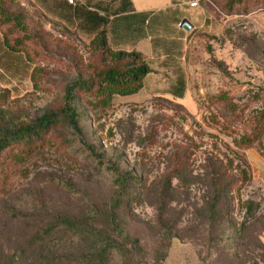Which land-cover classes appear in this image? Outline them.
Instances as JSON below:
<instances>
[{
    "label": "rangeland",
    "instance_id": "374dc122",
    "mask_svg": "<svg viewBox=\"0 0 264 264\" xmlns=\"http://www.w3.org/2000/svg\"><path fill=\"white\" fill-rule=\"evenodd\" d=\"M14 1L30 15L31 27L44 31L42 43L30 47L35 62L8 51L0 35V111L8 121L23 122L62 105L67 84L91 75L100 56L92 41L51 24L28 0ZM200 7L211 20L194 37L186 60L187 97L145 92L115 96L110 109H94L86 94L78 93L89 146L60 127L17 175L8 171V161L1 165L0 264L93 255L92 245L64 235L28 247L45 227L72 215L94 218L96 227L119 242L122 252L109 264H264V131L250 148L237 143L256 127L264 129V6L233 16L210 0ZM222 94L228 105L215 100ZM176 156H187L189 169L182 182H174L173 197L163 200ZM217 162L237 178L246 171L251 183L223 200L224 215L215 228L209 174ZM112 168L147 182L145 193L126 210L116 207ZM246 201L258 205L254 217L242 208ZM118 231L123 236L117 237Z\"/></svg>",
    "mask_w": 264,
    "mask_h": 264
},
{
    "label": "trees",
    "instance_id": "16d2710c",
    "mask_svg": "<svg viewBox=\"0 0 264 264\" xmlns=\"http://www.w3.org/2000/svg\"><path fill=\"white\" fill-rule=\"evenodd\" d=\"M210 1L227 16L247 15L254 8L264 6V0ZM30 22V15L14 0H0V35H2L3 46L10 52L23 54L27 61L35 62V54L31 52L30 47L42 43L41 35L44 31L38 26L33 29ZM92 47L99 53L98 64L92 68L91 75H80L67 84L62 105L46 111L31 121L23 122L8 121L5 112L0 111V167L8 161L7 168L12 176L20 173L35 156L41 153L47 138L60 127L70 128L77 137L81 138L83 145L89 146L85 141L84 129L77 111L78 93L86 94L88 100L92 101L91 105L94 109H110L115 96H134L144 88L146 77L152 73L144 56L136 52L112 50L108 45L105 32L92 40ZM36 56H38L37 53ZM33 73L34 82L37 83L38 81L35 80L37 70L35 69ZM215 100L221 105L230 103L227 94H222ZM237 119L233 120V123H237ZM263 131L264 129L256 127L250 136L242 138L237 143L240 147L250 148L258 141L260 142ZM262 156L264 158V153ZM186 157H175L173 168L165 178L163 200L173 197L176 190L174 182H182L183 176L187 173L189 161ZM97 160L103 161L100 155ZM110 170L116 176L118 185L116 207L126 210L142 197L147 189V182L143 176L132 172L121 174L114 168ZM210 172L213 197L209 217L212 225L217 228L224 215L221 209L223 200L234 191L242 189L243 186H249L251 178L246 171H241L243 175L241 178L229 175L227 167L222 162L212 163ZM69 188L75 191L74 187ZM2 191L3 188L0 189V195ZM241 206L246 210L248 217L255 216L258 205L254 202L246 201ZM168 233L171 234V231L169 230ZM117 234V237L123 236L120 231ZM58 235H64L72 242L92 245L96 249L95 253L80 260L76 256L51 258L46 261L47 264H109L116 254L122 252L121 245L113 238V235L106 234L103 229L95 226L94 218H79L73 215L61 217L45 227L29 240L28 247H37Z\"/></svg>",
    "mask_w": 264,
    "mask_h": 264
},
{
    "label": "crops",
    "instance_id": "0c3cea01",
    "mask_svg": "<svg viewBox=\"0 0 264 264\" xmlns=\"http://www.w3.org/2000/svg\"><path fill=\"white\" fill-rule=\"evenodd\" d=\"M51 24L86 42L105 32L114 51L136 52L152 70L141 93L183 98L190 82L186 60L194 37L210 22L203 0H28ZM198 1L196 8L191 3ZM192 26L186 32L181 25ZM158 94V95H157Z\"/></svg>",
    "mask_w": 264,
    "mask_h": 264
},
{
    "label": "built area",
    "instance_id": "2783aa9c",
    "mask_svg": "<svg viewBox=\"0 0 264 264\" xmlns=\"http://www.w3.org/2000/svg\"><path fill=\"white\" fill-rule=\"evenodd\" d=\"M67 2H68L70 5L74 6V7H76V6L78 5L77 2H76L75 0H67ZM198 5H199V2H198V1H194L193 3H191V6H192L193 8L198 7Z\"/></svg>",
    "mask_w": 264,
    "mask_h": 264
},
{
    "label": "water",
    "instance_id": "95a60500",
    "mask_svg": "<svg viewBox=\"0 0 264 264\" xmlns=\"http://www.w3.org/2000/svg\"><path fill=\"white\" fill-rule=\"evenodd\" d=\"M181 27L186 31V32H190L192 29V26L190 25V23L188 21H184L183 24L181 25Z\"/></svg>",
    "mask_w": 264,
    "mask_h": 264
}]
</instances>
